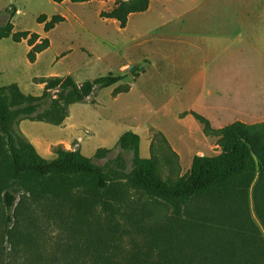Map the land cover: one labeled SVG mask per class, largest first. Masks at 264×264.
Listing matches in <instances>:
<instances>
[{
  "label": "trees",
  "instance_id": "16d2710c",
  "mask_svg": "<svg viewBox=\"0 0 264 264\" xmlns=\"http://www.w3.org/2000/svg\"><path fill=\"white\" fill-rule=\"evenodd\" d=\"M90 1L51 0L56 5ZM151 1L114 0V7L100 17L115 21L123 30L128 17L146 12ZM10 8L12 17L17 10ZM64 22L61 16L49 22L44 16L37 20L45 34ZM12 29L10 21L1 26L0 41L9 38ZM39 39L30 32L12 35L14 43L27 40L31 64L50 46L47 38ZM122 79L108 74L78 85L70 77H48L42 80L45 88L39 97L22 94L15 84L0 88L4 154L0 222L13 254L24 258V264H264V236L247 206L252 186L255 215L264 230V124L234 123L214 131L203 117L194 115L205 133L220 138L222 152L195 156L187 176L173 180L160 176L153 159L138 157L137 136L123 134L118 148L134 154L132 169L123 178L171 214L148 219L136 207L138 214L124 212L121 222L90 214L86 198L73 199L75 193L85 197L89 191H105L109 185L105 169L60 147L54 149L53 159L43 160L32 145L10 131L20 119L60 124L67 106L82 103L93 90L108 89ZM51 90L57 91L55 95ZM15 187L37 204H16ZM39 198H47L51 205ZM43 229L56 235L48 236Z\"/></svg>",
  "mask_w": 264,
  "mask_h": 264
},
{
  "label": "rangeland",
  "instance_id": "374dc122",
  "mask_svg": "<svg viewBox=\"0 0 264 264\" xmlns=\"http://www.w3.org/2000/svg\"><path fill=\"white\" fill-rule=\"evenodd\" d=\"M10 7L17 10L12 17ZM99 8L97 3L0 0V27L8 21L13 25L11 36L0 41V88L15 84L22 94L39 97L45 88L42 80L53 73L64 75L60 77L63 79L70 77L78 85L108 74L123 77L115 86L95 89L82 103L67 106L60 124L20 119L11 124L10 131L32 145L43 160L53 159L54 149L60 147L78 152L107 171L109 185L105 191H89L85 197L74 194L76 201L86 198L90 214L112 216L120 222L124 212L138 214L136 207L148 219L170 215V210L123 178L122 174L132 169L134 154L119 149L118 140L125 133L137 136L138 157L153 159L164 180L186 177L195 156L222 152L220 138L205 133L194 118L198 115L213 124L232 120H212L214 112L205 107L204 42L202 37L195 38L203 32L199 25L220 20L219 0H161L149 13L131 14L123 30L115 21L101 18V13L98 16ZM41 16L46 22L61 16L65 22L45 34L43 24L37 23ZM18 32L49 40L51 48L35 65L27 60V40L12 41ZM196 73L201 75L197 79ZM56 92L51 90L53 95ZM209 128L219 130L217 126ZM2 150L0 142V162L4 160ZM113 169L117 173L111 172ZM252 189L247 194L248 211L264 236L255 215ZM14 190L16 204H37L18 187ZM2 198L0 183V208ZM39 200L51 205L47 198ZM43 231L56 235L48 229ZM2 232L0 222V264H24L25 259L13 254Z\"/></svg>",
  "mask_w": 264,
  "mask_h": 264
},
{
  "label": "crops",
  "instance_id": "0c3cea01",
  "mask_svg": "<svg viewBox=\"0 0 264 264\" xmlns=\"http://www.w3.org/2000/svg\"><path fill=\"white\" fill-rule=\"evenodd\" d=\"M160 1H151L141 15L149 13ZM95 3L100 6L98 16L114 6V0H92L85 4ZM219 9L220 20L199 25L203 32L195 38L202 37L204 42L205 107L214 112L212 120H232L213 124L204 119L219 129L234 123L264 124V0H219ZM50 48L51 44L46 51ZM27 50H30L28 45ZM43 53L30 64L35 65ZM62 55L56 58L60 59ZM62 76L59 73L50 75ZM200 76L196 73L194 78Z\"/></svg>",
  "mask_w": 264,
  "mask_h": 264
},
{
  "label": "water",
  "instance_id": "95a60500",
  "mask_svg": "<svg viewBox=\"0 0 264 264\" xmlns=\"http://www.w3.org/2000/svg\"><path fill=\"white\" fill-rule=\"evenodd\" d=\"M133 72V68H130V73H132Z\"/></svg>",
  "mask_w": 264,
  "mask_h": 264
}]
</instances>
